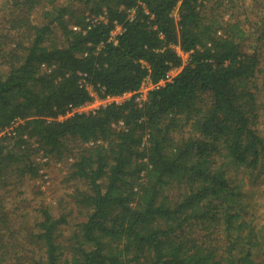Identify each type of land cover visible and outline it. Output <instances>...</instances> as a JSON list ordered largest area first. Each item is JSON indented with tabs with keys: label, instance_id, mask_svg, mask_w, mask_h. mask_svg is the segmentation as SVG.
Instances as JSON below:
<instances>
[{
	"label": "trees",
	"instance_id": "1",
	"mask_svg": "<svg viewBox=\"0 0 264 264\" xmlns=\"http://www.w3.org/2000/svg\"><path fill=\"white\" fill-rule=\"evenodd\" d=\"M57 1L2 6L0 264H264V54L222 15L242 0ZM51 160L86 186L68 235L3 201Z\"/></svg>",
	"mask_w": 264,
	"mask_h": 264
},
{
	"label": "rangeland",
	"instance_id": "2",
	"mask_svg": "<svg viewBox=\"0 0 264 264\" xmlns=\"http://www.w3.org/2000/svg\"><path fill=\"white\" fill-rule=\"evenodd\" d=\"M60 2H64L65 0H58ZM57 1V2H58ZM212 1V0H211ZM3 2L5 0H0V16L2 11V6L4 5ZM222 7H220L221 9ZM232 9V8H231ZM7 10L5 7L4 12ZM220 11V10H219ZM231 10L222 13L225 22L228 20L230 24H237L246 32V36L242 40L243 47L247 50V52H251L252 49L257 46L256 50L259 54H264V38L259 43L256 41V38L259 36L261 32V28L258 29L257 25L254 24L260 23L259 19L263 18L264 16V0H242L238 1V5L236 6V10L232 9L233 16H231ZM174 15L177 16V11L174 12ZM37 16V14H36ZM248 21H252V27L248 24ZM2 25H0L1 27ZM118 29V28H117ZM253 33H252V32ZM250 32V36H248ZM264 35V34H263ZM183 64L188 58V53H182ZM261 60V59H260ZM261 66L264 68V60L261 62ZM182 67L175 68L172 76L177 75ZM260 85H264V76H260L258 79ZM151 86L149 84H145L143 88L140 89V94L136 93L135 101L140 104L142 100L146 99V94L149 91ZM89 92L91 96L97 98L96 93L89 88ZM135 93H127L125 96H121L116 101L118 103L128 99ZM84 109L81 112H89L92 109L91 105H87L83 107ZM72 113H68L67 115H71ZM75 144V143H74ZM72 144V146L74 145ZM37 159H40L38 154ZM45 161V159H43ZM53 161H49L48 165L45 166L40 170L41 176H38L34 179H26L24 180L20 189V195H16L17 191H12L7 193L5 199L3 201L5 204H8L10 207L20 206V211L25 213H32L30 212L31 206H38V203H44V205L50 206L53 216L56 218L61 216L62 214H68L66 216V220L68 221L67 226H61V231L64 235L70 234V225H75L84 221L83 210L79 207L73 199V194L75 192L76 187L79 189H85L86 186L83 183L78 181H70L65 180V170L59 171L58 169H65L64 164L61 165L55 163L53 165ZM57 164V165H56ZM43 174V175H42ZM11 189L13 186H10ZM16 189V188H15ZM16 189V190H19ZM2 192V191H0ZM3 193V192H2ZM27 206L24 210L23 207ZM263 212V209L260 211ZM28 215V216H29ZM16 226V224H15ZM72 228V227H71Z\"/></svg>",
	"mask_w": 264,
	"mask_h": 264
},
{
	"label": "built area",
	"instance_id": "3",
	"mask_svg": "<svg viewBox=\"0 0 264 264\" xmlns=\"http://www.w3.org/2000/svg\"><path fill=\"white\" fill-rule=\"evenodd\" d=\"M133 13V11H131L129 14H132ZM118 28V29H117ZM116 28V30L112 33V35H111V38H110V40H112V41H116V36L121 32V27H117ZM181 54V53H180ZM175 70L174 69H171L167 74H166V76H165V78L163 79V80H161V81H159L157 84H152L151 83V81H149L148 79H145L143 82H142V84H141V86H140V88H139V90L137 91V93L138 94H140L141 92H140V89L141 88H143V86L145 85V84H149L150 86H151V88L149 89V90H151L152 88H158L159 86H163L166 82H170L171 80H172V78L174 77V76H172V73L174 72ZM127 93H125V94H123V95H121V96H125ZM136 94V93H135ZM147 95V94H146ZM121 96H112V97H110V96H107L106 98H104V99H101V98H99V97H97V98H95V97H93V100L92 101H90V102H87V103H85V104H83V105H81V106H79V107H75V108H71L70 109V111H69V113L71 112L72 114L71 115H73L74 113H87V112H81L84 108V106H87V105H91L92 106V109L91 110H89V112L90 111H92V110H96V109H98L100 106H105L106 104H109L110 102H117L116 101V98L118 99L119 97H121ZM118 103V102H117ZM68 116H70V115H68Z\"/></svg>",
	"mask_w": 264,
	"mask_h": 264
}]
</instances>
